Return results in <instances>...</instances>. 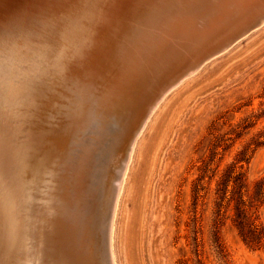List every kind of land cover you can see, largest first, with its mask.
<instances>
[{"label":"rangeland","instance_id":"obj_1","mask_svg":"<svg viewBox=\"0 0 264 264\" xmlns=\"http://www.w3.org/2000/svg\"><path fill=\"white\" fill-rule=\"evenodd\" d=\"M32 5L0 0V30L46 34L43 21L38 18L36 24L32 17ZM258 19L219 47H208L211 55L174 80L144 116L131 144L125 146L123 135L119 141L118 122L111 121L101 135L98 156L88 169L89 177L98 173L86 180L88 195L96 190L105 199L131 153L115 216L116 264H264V14ZM91 96L86 91L78 108L71 105L65 112L42 98L19 131L4 128L9 149L24 145L30 166L55 174L54 212L44 217L41 233L45 264H65L49 256L46 238L69 209L62 176L73 174L94 124L87 121L66 148L48 159L44 147L64 135L60 126L71 116L89 113ZM101 207L98 237L107 224L104 202Z\"/></svg>","mask_w":264,"mask_h":264},{"label":"bare ground","instance_id":"obj_2","mask_svg":"<svg viewBox=\"0 0 264 264\" xmlns=\"http://www.w3.org/2000/svg\"><path fill=\"white\" fill-rule=\"evenodd\" d=\"M30 2V12L35 14L31 15L36 24L41 22L38 18L43 21L40 24L48 28L46 34L37 38V28L33 33L0 30V264H45L43 219L55 207L53 169L30 166L24 145L15 150L10 144L9 149L4 128L19 131L29 112L43 103L42 98H49L48 104L57 112H65L71 105L77 109L86 91L92 95V109L86 115L71 116L60 126L64 135L44 147L48 159L66 148L70 137L87 121L94 124L74 161L73 174L62 176V190L70 206L47 234L48 254L65 264H116L115 216L131 153L105 199L96 190L88 195L86 180L96 173L89 177L88 169L94 155L98 156L101 135L111 121L118 122L119 141L123 135L125 146L130 143L144 116L170 84L211 55L209 48L250 28L264 14V0ZM103 202L107 224L98 237Z\"/></svg>","mask_w":264,"mask_h":264},{"label":"water","instance_id":"obj_3","mask_svg":"<svg viewBox=\"0 0 264 264\" xmlns=\"http://www.w3.org/2000/svg\"><path fill=\"white\" fill-rule=\"evenodd\" d=\"M2 9H3V8L0 7V12L3 11ZM5 9H7V6H5ZM8 9H9V8H8ZM1 14H2V13H1ZM261 18H262V17H261ZM261 18H260V19H261ZM260 19H258L253 25H255ZM253 25H252V26H253ZM252 26H251V27H252ZM251 27H250V28H251ZM250 28H248V29H250ZM245 31H246V30H245Z\"/></svg>","mask_w":264,"mask_h":264}]
</instances>
